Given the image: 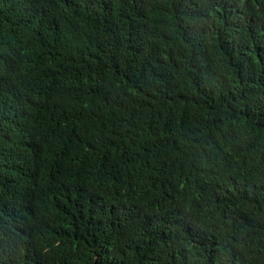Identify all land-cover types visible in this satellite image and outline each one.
<instances>
[{"label": "trees", "instance_id": "16d2710c", "mask_svg": "<svg viewBox=\"0 0 264 264\" xmlns=\"http://www.w3.org/2000/svg\"><path fill=\"white\" fill-rule=\"evenodd\" d=\"M0 264H264V0H0Z\"/></svg>", "mask_w": 264, "mask_h": 264}, {"label": "bare ground", "instance_id": "6f19581e", "mask_svg": "<svg viewBox=\"0 0 264 264\" xmlns=\"http://www.w3.org/2000/svg\"><path fill=\"white\" fill-rule=\"evenodd\" d=\"M201 2V1H200ZM207 3V2H206ZM184 13V12H183ZM189 18V17H188Z\"/></svg>", "mask_w": 264, "mask_h": 264}]
</instances>
